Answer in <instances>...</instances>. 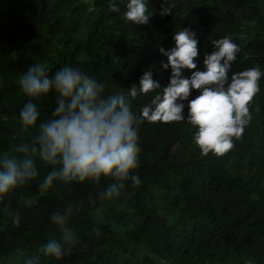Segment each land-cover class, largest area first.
I'll use <instances>...</instances> for the list:
<instances>
[{
	"label": "trees",
	"instance_id": "16d2710c",
	"mask_svg": "<svg viewBox=\"0 0 264 264\" xmlns=\"http://www.w3.org/2000/svg\"><path fill=\"white\" fill-rule=\"evenodd\" d=\"M113 2L119 12L110 10ZM126 3L0 0V155L30 143L56 106L54 92L33 100L37 125L21 128L19 112L31 98L19 79L34 63L45 64L50 76L64 66L79 68L104 83L105 95L126 93L151 70L161 88L132 99L136 112L168 84L171 69L162 68L167 57L159 47H173V34L185 28L195 33L200 51L197 68L182 70L185 78L205 69L204 54L215 50L211 41L225 35L241 49L229 79L256 65L264 73V0H167L172 14L164 16V0H146L145 25L124 22ZM258 83L251 121L223 156H201L187 120L143 122L139 166L131 173L141 183L127 181L119 196L103 198L113 182L103 177L99 183L56 179L42 192L50 167L37 158L38 176L0 198V264H264V75ZM197 95L192 90L188 99ZM69 204L74 211L67 226L76 242L57 260L43 248L62 241L51 216Z\"/></svg>",
	"mask_w": 264,
	"mask_h": 264
},
{
	"label": "clouds",
	"instance_id": "9594fccd",
	"mask_svg": "<svg viewBox=\"0 0 264 264\" xmlns=\"http://www.w3.org/2000/svg\"><path fill=\"white\" fill-rule=\"evenodd\" d=\"M167 4V0H164ZM172 7L161 6V16L172 14ZM112 12H119L117 3L110 4ZM125 23L145 25L150 22L146 0H127L123 12ZM174 46L159 52L167 57L161 61L164 69H171L168 84L157 92L150 103L133 111L131 100L161 88L159 81L146 70L139 84L128 91L105 95V85L84 74L79 68L64 66L51 76L43 63H34L19 79L22 92L31 99L19 112L21 128L27 132L36 127L40 112L33 100L49 92L56 94V106L49 119L41 122L30 143L16 145L12 154L0 155V198L18 185L38 176L37 158L50 167L40 185L46 192L59 179L65 183L101 178L113 181L102 193L103 198L119 196L126 182L139 185L138 175L131 174L139 166V129L143 122L172 123L187 120L195 128L192 143L201 156L210 153L223 156L234 147V139L242 138L251 121L249 105L260 91L262 73L259 65L233 73L229 71L241 51L233 39L225 35L211 41L214 51L205 53L203 71H193L185 78L183 69H196L199 57L195 33L185 28L173 34ZM192 90L199 95L189 100ZM187 101V116L184 114ZM5 213L8 208L5 207ZM74 209L71 204L63 212H54L51 221L63 233L62 241L49 240L43 251L59 260L70 254L76 236L67 226ZM19 224V216L14 217ZM99 235L98 229H93ZM26 264H36L29 259Z\"/></svg>",
	"mask_w": 264,
	"mask_h": 264
},
{
	"label": "water",
	"instance_id": "95a60500",
	"mask_svg": "<svg viewBox=\"0 0 264 264\" xmlns=\"http://www.w3.org/2000/svg\"><path fill=\"white\" fill-rule=\"evenodd\" d=\"M40 2L43 4V0H40Z\"/></svg>",
	"mask_w": 264,
	"mask_h": 264
}]
</instances>
